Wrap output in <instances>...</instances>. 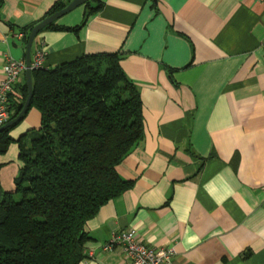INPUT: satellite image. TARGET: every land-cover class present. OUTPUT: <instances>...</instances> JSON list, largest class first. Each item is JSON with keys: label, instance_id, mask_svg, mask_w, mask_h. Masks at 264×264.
I'll return each mask as SVG.
<instances>
[{"label": "crops", "instance_id": "0c3cea01", "mask_svg": "<svg viewBox=\"0 0 264 264\" xmlns=\"http://www.w3.org/2000/svg\"><path fill=\"white\" fill-rule=\"evenodd\" d=\"M57 1L0 0V80L7 58L25 57L19 34ZM89 1L99 8L56 21L77 29L42 30L34 48L43 42L48 69L117 53L139 91L144 132L117 167L132 184L86 223L79 264H126L118 247L102 246L129 228L149 247H172L173 264H264V1ZM40 118L30 107L11 129L1 191L14 190L18 140Z\"/></svg>", "mask_w": 264, "mask_h": 264}, {"label": "trees", "instance_id": "16d2710c", "mask_svg": "<svg viewBox=\"0 0 264 264\" xmlns=\"http://www.w3.org/2000/svg\"><path fill=\"white\" fill-rule=\"evenodd\" d=\"M70 1L58 0L49 15ZM83 5L89 13L99 8ZM78 27L53 22L43 30ZM28 33L21 32L25 44ZM32 82L29 108L39 111L40 127L18 140L22 166L14 190L2 191L0 264H79L87 257L86 223L132 184L117 167L143 137L140 94L117 53L33 69ZM19 90L9 120L27 96L25 80ZM13 127L0 132V154L13 141Z\"/></svg>", "mask_w": 264, "mask_h": 264}, {"label": "built area", "instance_id": "2783aa9c", "mask_svg": "<svg viewBox=\"0 0 264 264\" xmlns=\"http://www.w3.org/2000/svg\"><path fill=\"white\" fill-rule=\"evenodd\" d=\"M19 37H22L21 33ZM45 57L44 44L38 42V45L31 52L33 69L44 67ZM24 71V59L7 58L2 68V79L0 80V126L9 121L10 98L20 99L15 94L14 88L20 82ZM115 247L121 250L126 264H173L172 258L175 252L172 247H149L138 236L134 228L113 233L109 241L102 246V249L110 251Z\"/></svg>", "mask_w": 264, "mask_h": 264}, {"label": "water", "instance_id": "95a60500", "mask_svg": "<svg viewBox=\"0 0 264 264\" xmlns=\"http://www.w3.org/2000/svg\"><path fill=\"white\" fill-rule=\"evenodd\" d=\"M87 1L88 0H71L64 8L45 17L40 22L36 23L29 31L25 44V57H24L25 60L24 80L27 88V96L22 104L21 110L14 118L10 119L4 125L0 126V132L17 124L29 109L31 98L33 95V82H32L33 66H32L31 52L35 38L45 27L52 24L53 22H56L60 17L74 10L76 7L83 5ZM153 1L155 2L156 0ZM1 197H2V191L0 188V199Z\"/></svg>", "mask_w": 264, "mask_h": 264}]
</instances>
